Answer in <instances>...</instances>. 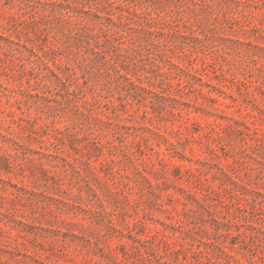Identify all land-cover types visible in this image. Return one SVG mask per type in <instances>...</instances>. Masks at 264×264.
<instances>
[{"label": "rangeland", "instance_id": "rangeland-1", "mask_svg": "<svg viewBox=\"0 0 264 264\" xmlns=\"http://www.w3.org/2000/svg\"><path fill=\"white\" fill-rule=\"evenodd\" d=\"M0 264H264V0H0Z\"/></svg>", "mask_w": 264, "mask_h": 264}]
</instances>
